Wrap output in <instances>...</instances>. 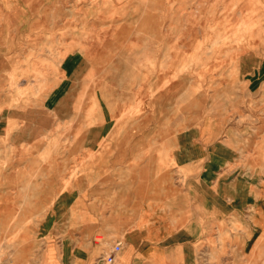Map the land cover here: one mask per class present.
I'll list each match as a JSON object with an SVG mask.
<instances>
[{
  "label": "rangeland",
  "instance_id": "rangeland-1",
  "mask_svg": "<svg viewBox=\"0 0 264 264\" xmlns=\"http://www.w3.org/2000/svg\"><path fill=\"white\" fill-rule=\"evenodd\" d=\"M5 1L0 261L46 264L65 195L106 191L198 221L196 264H264V0Z\"/></svg>",
  "mask_w": 264,
  "mask_h": 264
},
{
  "label": "crops",
  "instance_id": "crops-1",
  "mask_svg": "<svg viewBox=\"0 0 264 264\" xmlns=\"http://www.w3.org/2000/svg\"><path fill=\"white\" fill-rule=\"evenodd\" d=\"M12 2L5 1L9 10L16 8ZM17 2L19 9L27 10L22 0ZM224 153H219L220 160ZM194 185L196 194L202 191L214 199L211 183ZM228 188L227 181L221 184V197L228 196ZM258 188L261 205L256 203V220L264 229V186L260 184ZM100 193L101 199L95 203L82 193L73 199L67 194L61 200L49 230L50 245L43 254L46 264H196L192 245L198 234V221L177 228L172 211L163 206L160 195L156 199L147 196L143 201L130 198L126 206L119 208L117 196ZM206 205L207 212L214 211V207ZM1 210L5 216L8 211L16 212L11 224L19 223L13 205H5ZM117 243H121V249L114 253L113 263H107L106 258Z\"/></svg>",
  "mask_w": 264,
  "mask_h": 264
},
{
  "label": "built area",
  "instance_id": "built-area-1",
  "mask_svg": "<svg viewBox=\"0 0 264 264\" xmlns=\"http://www.w3.org/2000/svg\"><path fill=\"white\" fill-rule=\"evenodd\" d=\"M120 249H121V243H117V244L114 245L111 253L106 258L107 263H113V261L115 259L114 253L117 252V251H119ZM0 264H4V263L0 261Z\"/></svg>",
  "mask_w": 264,
  "mask_h": 264
},
{
  "label": "bare ground",
  "instance_id": "bare-ground-1",
  "mask_svg": "<svg viewBox=\"0 0 264 264\" xmlns=\"http://www.w3.org/2000/svg\"><path fill=\"white\" fill-rule=\"evenodd\" d=\"M167 2V1H166Z\"/></svg>",
  "mask_w": 264,
  "mask_h": 264
}]
</instances>
